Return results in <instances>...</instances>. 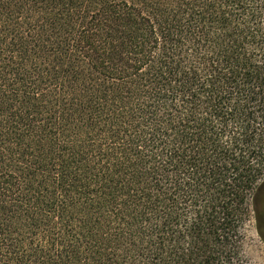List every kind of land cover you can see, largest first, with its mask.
<instances>
[{
	"label": "trees",
	"instance_id": "trees-1",
	"mask_svg": "<svg viewBox=\"0 0 264 264\" xmlns=\"http://www.w3.org/2000/svg\"><path fill=\"white\" fill-rule=\"evenodd\" d=\"M262 183L264 0H0V264H251Z\"/></svg>",
	"mask_w": 264,
	"mask_h": 264
},
{
	"label": "rangeland",
	"instance_id": "rangeland-1",
	"mask_svg": "<svg viewBox=\"0 0 264 264\" xmlns=\"http://www.w3.org/2000/svg\"><path fill=\"white\" fill-rule=\"evenodd\" d=\"M252 208L254 215L246 228V253L251 264H264V183L254 195Z\"/></svg>",
	"mask_w": 264,
	"mask_h": 264
}]
</instances>
